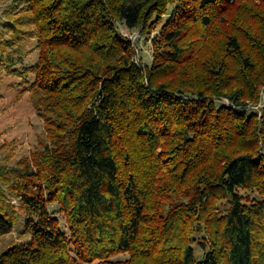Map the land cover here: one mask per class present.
<instances>
[{"label": "trees", "instance_id": "1", "mask_svg": "<svg viewBox=\"0 0 264 264\" xmlns=\"http://www.w3.org/2000/svg\"><path fill=\"white\" fill-rule=\"evenodd\" d=\"M21 1L39 57L8 22L0 65L32 77L53 143L15 172L30 239L0 264H264V0ZM155 20L144 69L118 23Z\"/></svg>", "mask_w": 264, "mask_h": 264}, {"label": "rangeland", "instance_id": "2", "mask_svg": "<svg viewBox=\"0 0 264 264\" xmlns=\"http://www.w3.org/2000/svg\"><path fill=\"white\" fill-rule=\"evenodd\" d=\"M30 14L21 0H0V39L9 37L13 32L6 28L5 24L8 22L19 25L17 27L22 30H31L29 34L21 33L26 35V38L18 40L15 45L18 49L17 60L22 56L23 65L27 66L35 63L39 57L37 39L32 35L35 27L30 23ZM162 25L163 22L155 20L153 23L130 30L122 23H118L123 37L133 44L134 60L144 69L152 65L156 48L161 46L157 39ZM11 51L15 54L13 50ZM32 80V77L26 80L16 76L7 69L6 63L0 65V212L9 216L14 223L11 232L0 236V253L16 243L30 239V233L24 230L27 212L14 190V185L19 182L15 172L24 169L28 162L32 167L33 156L42 151L46 144L53 143V133L47 126L48 114L41 106L43 103L39 101L40 92L29 87ZM263 106L264 97L257 108ZM60 217L64 223V215L61 214ZM199 252L201 250L198 248L197 254ZM128 257L129 253H117L113 259ZM72 264H96V261L87 262L76 256Z\"/></svg>", "mask_w": 264, "mask_h": 264}]
</instances>
